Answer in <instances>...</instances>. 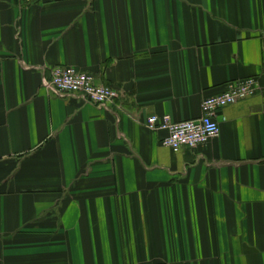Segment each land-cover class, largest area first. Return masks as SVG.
Returning a JSON list of instances; mask_svg holds the SVG:
<instances>
[{
	"label": "crops",
	"instance_id": "1",
	"mask_svg": "<svg viewBox=\"0 0 264 264\" xmlns=\"http://www.w3.org/2000/svg\"><path fill=\"white\" fill-rule=\"evenodd\" d=\"M247 78L195 150L147 126ZM0 264H264V0H0Z\"/></svg>",
	"mask_w": 264,
	"mask_h": 264
},
{
	"label": "built area",
	"instance_id": "2",
	"mask_svg": "<svg viewBox=\"0 0 264 264\" xmlns=\"http://www.w3.org/2000/svg\"><path fill=\"white\" fill-rule=\"evenodd\" d=\"M50 86L59 95L76 96L98 107H105L117 97L113 89L96 85L92 76L71 67L54 68ZM260 92L261 86L257 78L229 82L220 95L202 101L200 118L173 123L168 116H152L147 119V126L154 132H165L160 141L163 147L172 151L195 150L218 135V111L238 101L254 97Z\"/></svg>",
	"mask_w": 264,
	"mask_h": 264
}]
</instances>
